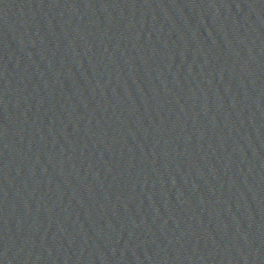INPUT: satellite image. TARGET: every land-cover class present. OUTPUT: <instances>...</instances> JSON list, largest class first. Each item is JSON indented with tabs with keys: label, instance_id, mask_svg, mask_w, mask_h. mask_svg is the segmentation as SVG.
Wrapping results in <instances>:
<instances>
[{
	"label": "water",
	"instance_id": "water-1",
	"mask_svg": "<svg viewBox=\"0 0 264 264\" xmlns=\"http://www.w3.org/2000/svg\"><path fill=\"white\" fill-rule=\"evenodd\" d=\"M0 264H33L1 206Z\"/></svg>",
	"mask_w": 264,
	"mask_h": 264
}]
</instances>
